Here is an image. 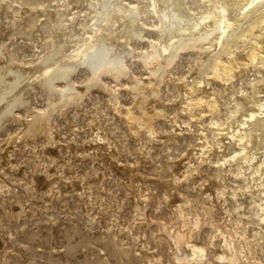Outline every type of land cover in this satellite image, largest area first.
Here are the masks:
<instances>
[{"label":"rangeland","instance_id":"rangeland-1","mask_svg":"<svg viewBox=\"0 0 264 264\" xmlns=\"http://www.w3.org/2000/svg\"><path fill=\"white\" fill-rule=\"evenodd\" d=\"M10 1L33 8L39 7V10L43 9L42 11L46 8L63 10L69 4V0ZM130 3L144 13L143 20L148 25V30L141 38L131 41L130 49L133 48L131 50L135 51V55L138 52L139 55L140 52L145 54L151 50L152 41L157 39V33L153 29L157 19L151 12L150 0H132ZM186 3L188 8L199 16L210 9L208 0H186ZM0 13L1 17V7ZM24 36L17 35L16 39L12 37V40H8V44L7 42L2 44L8 50L3 62L8 63L12 60L10 67L13 61H17L14 64L25 67L43 60L42 48L35 44V41H29L27 36L25 38ZM239 40L237 47H242L243 43L238 42ZM218 50L221 51L220 48ZM221 52L217 51L213 54L218 55ZM198 54L195 50L182 53L170 69V81L159 88L158 100L154 103V108L160 115L153 121L159 135L154 141L149 140L143 129L136 134L125 115L116 107L110 106L106 93L99 88L88 92L83 102L71 105L63 114L57 111L52 115L49 129L53 142L44 134L11 141V137L21 136L22 121L30 120L25 107H23L25 112L22 107H19L20 110L15 109V114L21 115H18L21 121L8 120L10 122L6 121L0 129V264H178L175 260L176 248L168 228L177 219L182 221L174 207V204L178 203L175 201L181 198L190 200L191 205L188 206L187 211L193 214L198 213L201 216L203 207L214 212L217 222L238 239L242 256H245L241 264H252L247 261V257L251 262L264 264V223L260 222L257 213L261 212L254 203L258 196L254 191L255 183L252 182L251 186L246 184L251 175L245 163H242L243 170L240 176L235 161L227 163L231 165H225L222 170L206 163L207 165L205 164L201 169L202 173L195 174L196 176L194 175L188 182L177 183L179 186L175 184L177 180L174 174L168 169L169 162L177 161L175 164L180 168L176 167V171L177 176H180V172L184 171L183 164L187 162L185 155L189 147L196 144L197 128L172 140L166 138V133L172 132L169 119L177 117V104L182 97V92L175 81L182 80L195 71L198 67L197 62L202 61L201 54L200 57ZM131 58L133 57L130 56L129 59L127 57L125 63L130 72L127 78L123 77L119 81L110 75H104L103 80L101 79L103 85H108L109 89L120 95L119 102L123 111L130 107L135 108L134 96L128 90L132 87V80L135 77L136 79L148 77L143 61L136 57ZM221 58L224 59L223 61L227 58L229 60L225 54ZM227 60L225 62H228ZM261 63L262 61L258 60L257 65L248 68L240 65L241 73L232 80L230 90H226L221 80L211 82L213 93L217 94L224 115H229L230 111L236 108L235 103L247 92L248 86H253L264 79V70L258 66ZM199 68H202V65ZM87 70L85 67L78 70L71 78V83L83 88L90 78V71ZM196 74L199 77L200 71L198 70ZM196 77L193 80L198 78ZM58 87L65 89V82L59 81ZM40 88L39 85L33 88L35 101L33 100L32 105L36 110L46 108L48 103L46 91ZM149 109L152 111V106ZM210 116L205 118L204 124H209L210 118L216 119L215 121L220 119V115ZM179 117L176 120L184 123L189 120L186 114ZM207 132L209 141L214 142L215 132L211 129ZM98 135L105 136L107 141L97 144ZM99 144L102 150L97 148ZM89 146H92L94 151ZM99 149L100 152L103 150L105 152L100 154ZM4 159L7 162H4ZM181 159L183 162H180ZM117 164H120V167L119 165L117 167ZM203 175L219 182L213 192L206 191L205 186L209 183L204 181ZM122 181L127 184L124 186ZM260 181L261 179L256 176L255 182ZM225 184H238L242 191L237 197H233V190L228 187L224 198L219 197V191H222ZM127 185L129 186L126 187ZM253 193L254 197H252ZM148 194H150L149 199ZM141 195L145 196L147 203L144 217L137 215L138 207L144 204L141 201H145L144 196L140 199ZM200 226V232L198 230L195 232L193 242L207 251V262L204 263L222 264L216 260V256L221 252L214 249L211 244L217 240L215 231L210 225L205 224L204 219L201 220Z\"/></svg>","mask_w":264,"mask_h":264},{"label":"bare ground","instance_id":"bare-ground-1","mask_svg":"<svg viewBox=\"0 0 264 264\" xmlns=\"http://www.w3.org/2000/svg\"><path fill=\"white\" fill-rule=\"evenodd\" d=\"M208 1L210 9L199 16L188 8L186 0H150L151 12L157 19L153 28L157 33V39L152 41L149 52L145 54L140 52V55L139 52L136 55L134 54L135 51L131 50L133 48L130 49V44L133 39L141 38L142 34L148 30V25L143 20L144 13L136 6H132L128 0H69L68 6L63 10H60L61 8L45 7V11H42L43 9L39 10V7H29L16 1H0L2 9L0 17V129L8 120L20 122L21 118L18 116L20 114H15V109L18 110L19 107H22L23 110V107H25L29 118L26 117L30 120L22 121L21 136L11 137L10 140L44 134L49 141H52L49 129V120L52 115L57 111L63 114L68 107L81 102L88 92L99 88V90L101 89L106 93L111 103L110 106L116 107L121 114L125 115L136 134H139L143 129L149 140L154 141L158 139L159 135L153 125L154 119H157L160 115L154 108V103H157L158 100L159 88L162 87V84L170 81V69L182 53L189 50L198 51L202 56V61L197 62L198 67H195V71L184 79L175 81L182 92V97L177 104V117L169 119L172 132L166 133V138L172 140L179 138L185 132H193L192 130L197 128L196 144L189 147V151L185 155L187 162L183 164L184 171H179L180 176H177L176 167L179 166L175 164L176 160V162H169L168 169L171 170L170 172L174 174L177 180L175 184H181L182 181L188 182L193 179V176L200 173L206 163L222 170V167L227 163L235 161L238 167V176L242 175V163H245L249 167V174L251 175L246 184L251 186L252 182L255 183L254 191L258 193V196L254 203L258 205L261 212L257 213V216L260 222L264 223V79L253 86H248L247 92L242 93L241 97L238 96V101L235 103L236 108L232 109L229 115L223 114L224 111L222 112L220 109L218 96L213 93L211 87L212 81L221 80L224 82L226 90L232 89V80L241 73V71L239 72L240 65L248 68L257 65L258 60H261L262 63L258 66L264 70V0ZM17 35H25L29 41H35V44L43 50L44 55L43 58L41 57L43 60L36 62L35 65L31 66L29 64L30 66L25 67L14 64L17 61H13L12 67H10L12 60L8 63L3 62L8 50L2 44L4 42L6 44L8 40L12 37L15 38ZM238 39H240L238 42L243 43L242 47H237ZM216 50L221 53H218V55L213 54L217 52ZM223 54L229 57V60L226 59L228 62L222 60L221 56ZM130 56L133 57L131 59L136 57V59L143 61L148 77L145 79L133 78L132 87L128 90L134 96L135 108L130 107L123 111L119 102L120 95L109 89L107 84V86L103 85L101 79L104 75H110L116 80L123 77L127 78L130 72H128L125 63L127 57L129 59ZM210 57L213 61L210 60ZM200 65H202V68H199ZM82 67L88 69L87 72L90 71V78L87 79V84L80 88L71 83V78ZM198 70L200 71L199 77L196 74ZM131 75L129 76L131 77ZM194 75H197L198 78ZM194 77L197 79L193 80ZM59 81L65 82V89L64 87H58ZM36 85L41 86L40 89H44L47 93L46 97H48L47 107L42 110H36L32 105L33 100L35 101L33 88H37ZM150 106H152V111H149ZM182 114L189 116L188 122L184 123L176 120ZM210 115L214 117L220 115L219 121L210 118L209 124H204L205 118ZM97 125H95L96 128ZM210 129L215 132V140L212 143L209 141L207 134ZM105 141H107L105 136L98 135L97 144ZM97 146V148L102 147L100 144ZM89 147L92 148V146ZM92 150L94 151V148ZM104 150L102 152H105ZM98 151V153H102L100 149ZM86 152H88L87 149ZM182 159L180 162H183ZM118 165L120 167V164H117V167ZM123 175L126 176V174ZM136 176L139 177V175ZM256 176L261 179L259 183L255 182ZM203 179L209 183H207V186L203 185L206 191L213 192L219 183L206 175H203ZM122 182L124 186L127 184L125 181ZM134 183L136 184V181ZM60 187L62 188V186ZM64 187L66 188V185ZM228 187L232 188L233 197H237L239 192L242 191L241 186L238 184H225L222 191H219L220 194L218 193L219 197L224 196ZM69 188H71V185ZM173 190H175L174 187ZM143 196L141 195L140 199ZM212 196H214L213 193ZM132 197H135V195ZM252 197H254V193ZM144 200L141 203L144 202L145 205L143 203V206L138 207L137 205V215L140 217L146 215V198ZM176 202L178 203L174 204V207L182 221L180 222L177 219L168 229L170 238L176 248L175 260L178 264H203L207 262V251L193 242L195 232L197 230L200 232L202 219L216 233L217 240L211 244L214 249L221 252L216 256L217 262L241 264L245 256H242L238 239L226 230L225 226L223 227L217 222L212 210L203 207L200 216L198 213L193 214L191 211H187L188 206L191 205L190 200L187 198L178 199ZM247 261L252 264H263L254 260V262H251L248 257Z\"/></svg>","mask_w":264,"mask_h":264}]
</instances>
